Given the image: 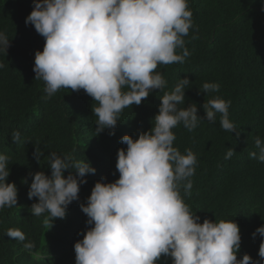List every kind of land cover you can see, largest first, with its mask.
<instances>
[{
    "label": "clouds",
    "instance_id": "obj_1",
    "mask_svg": "<svg viewBox=\"0 0 264 264\" xmlns=\"http://www.w3.org/2000/svg\"><path fill=\"white\" fill-rule=\"evenodd\" d=\"M25 24L34 26L45 41L43 51L35 52L33 67L34 79L44 83L41 99H51L62 88L83 90L94 101L96 135L105 130L115 135L125 108L139 106L153 91L166 88L158 66L184 63L190 55L184 37L190 29L198 31L189 0H34ZM10 44L0 32V53L7 55ZM190 83L187 77L179 79L164 92L150 130L136 139L121 138L127 147L117 151L119 178L96 182L86 204L79 205L89 227L78 233L83 239L74 244L75 264H157L162 258H170L171 264H264V226L252 233L253 239L262 238L260 259L247 254L238 259V224L209 219L201 223L185 202L198 160L191 148L182 154L174 147L173 129L182 125L193 132L203 120L195 103L180 107ZM219 91L218 83L202 85L200 92L211 97L202 105L206 120L215 123L219 114L222 130L239 136L229 119L231 101L213 95ZM11 139L23 142L19 131H13ZM254 145L249 158L264 163V140L257 136ZM235 154L228 148L224 159ZM41 157L44 152L35 146L38 164ZM9 159L0 154V211L18 204L17 186L7 182ZM47 161L51 175L30 174L27 196L38 201L31 205V215L52 225L66 218L69 205L79 201L85 177L96 169L71 153L50 152ZM5 235L22 242L26 251L35 247L18 228H9Z\"/></svg>",
    "mask_w": 264,
    "mask_h": 264
},
{
    "label": "trees",
    "instance_id": "obj_2",
    "mask_svg": "<svg viewBox=\"0 0 264 264\" xmlns=\"http://www.w3.org/2000/svg\"><path fill=\"white\" fill-rule=\"evenodd\" d=\"M33 3L0 0V32L11 41L7 55L0 53L4 65L0 68V154L10 158L7 182H14L18 189L17 206L0 211V264H75L74 244L83 239L78 233L89 227L79 205L86 204L96 182L119 178L117 151L127 147L121 138L136 139L138 133L150 130L160 97L185 77L191 83L185 89V105L180 107L195 103L203 119L193 132L182 125L173 129L174 147L182 154L191 148L198 160L192 193L185 202L201 217V223L204 219L234 220L241 235L237 258L247 254L260 259L262 238L253 239L252 233L264 226V163L250 159L249 152L256 151L257 136L264 140V0H189L198 29H190L184 37L190 55L182 64L158 66L166 88L153 91L139 106L125 108L115 135H109V130L96 135L94 101L83 90L62 88L51 99H41L44 83L34 79L33 67L35 52L43 51L45 41L34 26L25 24ZM192 35L199 39L192 40ZM205 82L218 83L220 91L213 95L231 101L229 119L239 136L222 130L219 114L215 123L207 122L202 105L211 97L200 92ZM13 131L20 132L23 142L12 141ZM35 146L44 152L40 164L33 158ZM228 148L236 154L225 160ZM50 152L86 158L96 173L85 177L79 201L69 205L66 218L45 225L44 217L29 212L38 201L28 199L27 192L30 174L43 171L51 175ZM9 228L20 229L26 240L34 241L31 252L5 235ZM157 264H171V259L162 258Z\"/></svg>",
    "mask_w": 264,
    "mask_h": 264
},
{
    "label": "bare ground",
    "instance_id": "obj_3",
    "mask_svg": "<svg viewBox=\"0 0 264 264\" xmlns=\"http://www.w3.org/2000/svg\"><path fill=\"white\" fill-rule=\"evenodd\" d=\"M32 259V258H31Z\"/></svg>",
    "mask_w": 264,
    "mask_h": 264
}]
</instances>
